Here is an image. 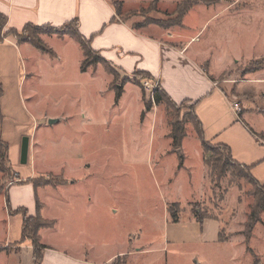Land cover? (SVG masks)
<instances>
[{
  "label": "rangeland",
  "instance_id": "obj_1",
  "mask_svg": "<svg viewBox=\"0 0 264 264\" xmlns=\"http://www.w3.org/2000/svg\"><path fill=\"white\" fill-rule=\"evenodd\" d=\"M108 1L139 31L168 40L173 32L194 36L189 51L197 47L211 77L264 128V0ZM52 38L46 43L58 58L26 45L31 54L22 47L16 63L7 58L10 81L0 82V139L9 156L0 163V264H40L30 242H20L22 215L15 212L22 206L35 214L36 200L41 217L53 221L39 230L46 264H77L79 257L103 263L118 253L110 264H264V210L251 230L246 224L261 194L243 172L224 167L202 144L196 149L190 103H153L143 86L150 78L141 72L122 75L97 63L82 73L80 49ZM126 83L136 88L125 86L114 103L113 92ZM172 120L183 126L178 148ZM184 211L219 219L221 241L166 242L170 214ZM138 247L147 250L123 255Z\"/></svg>",
  "mask_w": 264,
  "mask_h": 264
},
{
  "label": "crops",
  "instance_id": "obj_2",
  "mask_svg": "<svg viewBox=\"0 0 264 264\" xmlns=\"http://www.w3.org/2000/svg\"><path fill=\"white\" fill-rule=\"evenodd\" d=\"M0 13L7 17L6 29L16 30H21L26 24L57 27L76 18L81 35L89 40L94 51L110 62L111 67L122 75L136 71L147 73L150 79L157 81L158 86L175 104L188 102L190 107L193 105V114L201 124L204 140L212 144L227 145L232 159L246 166L250 175L260 185H264V128L254 112L248 109L234 112L230 108L231 99L225 84L211 77L210 72L201 62L205 57L201 55L197 47L196 51L195 49L189 51L194 36L186 39V36L173 32L167 34L172 39L168 40L139 31L137 27H132L121 20L108 0H0ZM53 36L61 42L66 41V44L73 48L80 49L81 55L78 62L80 71V64L84 57L80 45L70 40L71 36L66 34L57 36L42 33L41 40L47 44L49 40L54 41ZM26 45L31 44L19 43L13 36H6L0 43V82L10 81L7 58L10 57L16 63L17 58H21V54L26 52L31 54ZM47 46L53 51L52 57L58 58L59 54L53 47L49 44ZM21 49L25 53H22ZM40 53L47 55L42 51ZM31 56L39 57L37 54ZM31 56V61L28 58L26 60L32 63ZM46 58L51 56L47 55ZM31 69L35 71V67ZM213 69L215 68H211V71ZM11 73L12 76L15 75L14 70ZM127 85L136 88L134 84H124L118 100L114 99V103L119 101ZM136 92L139 101L138 87ZM113 94L115 96V91ZM10 126L12 125L8 126L12 130L14 126L12 128ZM195 135L197 139L192 140L198 150L201 140L196 133ZM8 136L5 133V139H8ZM16 173L18 175V172ZM185 213V217L178 216L176 221L171 219L172 222L166 224L164 232L166 242L215 243L221 241L219 219L204 217L199 221L194 215ZM142 248L138 247L136 251L132 250L125 255L134 256L147 250ZM118 255L122 254L118 253L103 263L93 264H110ZM72 261L77 264H92L91 261L81 257ZM41 264H46V260L44 259Z\"/></svg>",
  "mask_w": 264,
  "mask_h": 264
},
{
  "label": "trees",
  "instance_id": "obj_3",
  "mask_svg": "<svg viewBox=\"0 0 264 264\" xmlns=\"http://www.w3.org/2000/svg\"><path fill=\"white\" fill-rule=\"evenodd\" d=\"M191 5L184 8V13ZM181 13V14H182ZM118 14V12H116ZM7 24V17L0 13V42L3 41V39L6 36H13L17 39L19 43H29L32 46L36 47L40 51L53 55V51L43 43V41L37 37L40 33H46V34H55L58 36L62 35H70L72 38H74L80 45L82 52H83V59L80 64V70L85 71L86 67L101 63L104 65V67L107 69L108 67H111V64L108 60H106L104 57H102L97 51H94L89 43V40L84 38L81 33L78 30V22L77 19L74 18L73 20L66 22L62 24L61 26H51V25H34V24H26L23 26L21 30H16L13 28L6 29ZM72 25V26H71ZM72 27V28H71ZM108 70V69H107ZM111 72V71H110ZM141 74L147 76L148 78H151L149 74L142 73ZM121 87L116 88L115 90V101L118 100L120 94H121ZM1 91V89H0ZM152 102L155 104L164 103L166 107L173 109L176 107V104L166 95V93L158 86L153 90V96H152ZM151 108L150 102H146L144 104V109L148 110ZM191 112H192V125L194 126V129L196 131L197 136L201 140L202 146L208 150H211L213 152L212 158L214 159H223L222 165L224 167H231L232 170L236 175H243L246 177L250 182H252L254 185H256V194H261L258 196L256 205L254 209H251L248 214V220H247V228L251 230L253 225L259 220L258 214L261 210H264V197H263V189L264 185H259V183L250 175L249 170L246 166L240 165L237 162H235L230 154V150L227 147V145L224 144H217V149H212L210 147H207V144L205 143V140L203 138L202 134V127L198 119L193 114V105H191ZM184 135L183 132V126L181 125V122L178 120H172L171 121V131H170V137L172 139V146L174 148H178L180 146L181 139ZM218 149H221L224 151V154H221ZM9 162V156H8V144L0 139V163L2 162ZM18 179V178H17ZM17 182H22L21 180H17ZM63 183L62 181L60 184ZM51 183H39L37 181H33V185L36 187L38 185H50ZM35 214L29 215L27 214V210L24 207H18L16 208V213H21L22 215V225H21V236H20V242L28 240L30 242V245L32 247V256L35 260H39L41 264L43 250L46 247L44 244L40 243V237H39V230L41 228H48L52 227L53 221L44 219L40 215V207L41 204L38 200L35 202ZM194 216L201 221L204 217H201L199 214H194ZM170 217L173 221H176L178 218V215L176 212H172L170 214ZM125 255V254H123ZM125 261L121 262L124 264ZM258 262V261H256Z\"/></svg>",
  "mask_w": 264,
  "mask_h": 264
},
{
  "label": "built area",
  "instance_id": "obj_4",
  "mask_svg": "<svg viewBox=\"0 0 264 264\" xmlns=\"http://www.w3.org/2000/svg\"><path fill=\"white\" fill-rule=\"evenodd\" d=\"M157 85V81L156 80H153V79H147L144 81L143 83V86L144 88L149 91L150 90V93H151V96H153V90L154 88L156 87ZM230 104V108L234 111V112H239L240 111V108L238 106V103L234 100H231L229 102Z\"/></svg>",
  "mask_w": 264,
  "mask_h": 264
},
{
  "label": "water",
  "instance_id": "obj_5",
  "mask_svg": "<svg viewBox=\"0 0 264 264\" xmlns=\"http://www.w3.org/2000/svg\"><path fill=\"white\" fill-rule=\"evenodd\" d=\"M55 121H56V119H49L48 123L51 124ZM20 155H21V158L26 161V156H27V142H26V140H23L21 143ZM258 264H260V263H258Z\"/></svg>",
  "mask_w": 264,
  "mask_h": 264
}]
</instances>
